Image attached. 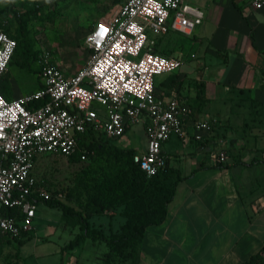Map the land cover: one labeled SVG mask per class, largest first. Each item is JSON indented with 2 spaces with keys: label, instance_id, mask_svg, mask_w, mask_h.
I'll use <instances>...</instances> for the list:
<instances>
[{
  "label": "built area",
  "instance_id": "2783aa9c",
  "mask_svg": "<svg viewBox=\"0 0 264 264\" xmlns=\"http://www.w3.org/2000/svg\"><path fill=\"white\" fill-rule=\"evenodd\" d=\"M248 4L260 10L263 0ZM203 19V11L185 0H121L116 14L97 22L87 35L84 67L65 75L42 53L37 60L39 89L11 100L0 93L1 235L15 240L30 233L38 203L51 200L33 174L36 161L45 156L69 160L88 132L113 141L143 124L145 150L134 161L147 177L165 168L162 147L173 136L184 137L193 111L176 97L165 101L156 93V78L180 70L183 59L154 53V40L171 32L191 35ZM16 46L0 30V79ZM194 129V140L201 141L211 123L198 121ZM90 155L93 151L84 150L80 162ZM217 158L223 163L225 152L219 151Z\"/></svg>",
  "mask_w": 264,
  "mask_h": 264
},
{
  "label": "crops",
  "instance_id": "0c3cea01",
  "mask_svg": "<svg viewBox=\"0 0 264 264\" xmlns=\"http://www.w3.org/2000/svg\"><path fill=\"white\" fill-rule=\"evenodd\" d=\"M185 1L203 11L204 22L212 0ZM228 1L240 10L249 6L248 0ZM252 11L247 12L251 26L219 25L212 45L215 69L199 62L187 72L182 66L172 80L156 78L158 95L191 104L193 114L185 123L184 137L173 136L162 147L168 165L183 179L165 220L146 228L137 264H245L263 248L264 0L260 10ZM193 42L199 52L192 60L203 47L205 54L212 51L204 46V37ZM166 45L169 56L180 57L182 44L167 39ZM10 85L11 99L21 95L13 79ZM201 120L209 121L211 129L195 141L194 124ZM142 133L138 154L145 150L143 124ZM219 151L225 152L223 163Z\"/></svg>",
  "mask_w": 264,
  "mask_h": 264
},
{
  "label": "rangeland",
  "instance_id": "374dc122",
  "mask_svg": "<svg viewBox=\"0 0 264 264\" xmlns=\"http://www.w3.org/2000/svg\"><path fill=\"white\" fill-rule=\"evenodd\" d=\"M202 1L205 0H196L197 3ZM8 4L20 15L27 12L25 4H28V8L36 9L35 14L29 15L26 19L27 37L32 43L33 51L40 54L48 53L53 63L65 75H69L87 64L89 59L85 45L87 35L97 22H107L116 14L121 0H0V28H9L13 32L16 17L13 13L5 12ZM247 7L240 10L228 0L218 2L212 0L201 28L196 27L188 36L171 32L166 39L176 40L183 47L179 56L183 63H186L182 65L181 70L187 72L190 65L195 66L199 62L215 69L217 57L212 45L216 32L221 30L218 28L219 25L223 21L230 27L251 26L252 23L247 16H252L247 15V12L253 11ZM199 37H204V46L212 51L205 54L203 47L197 55L199 57L192 60L190 58L196 57V52H199L198 46L192 45L193 40ZM36 68L37 63L33 61H30L29 70L17 64L10 65L8 71L17 92L30 93L39 86ZM188 77L194 78V73H189ZM94 108L102 110L96 104ZM143 142L142 124L133 126L112 141L113 145L121 149L134 148L137 151L142 149ZM170 161L172 165L175 164L173 158ZM112 169L113 162L105 156L97 155L95 159L85 162L45 156L35 164L33 174L50 192L51 200L64 203L83 213L87 195L106 174L111 173ZM121 212L122 209L119 208L107 210L102 215L88 218V223L91 228L102 230L107 235L109 228H117L124 222ZM61 216L60 209L39 202L32 226L34 229L30 232L29 238L22 244L10 242L5 245L0 250V264H73L75 260L80 264H101L102 259L98 257L104 248L92 245L90 240H87L82 248L73 250L71 254L63 252V247L78 231L77 228L66 225Z\"/></svg>",
  "mask_w": 264,
  "mask_h": 264
},
{
  "label": "trees",
  "instance_id": "16d2710c",
  "mask_svg": "<svg viewBox=\"0 0 264 264\" xmlns=\"http://www.w3.org/2000/svg\"><path fill=\"white\" fill-rule=\"evenodd\" d=\"M27 12L18 14L8 4L5 12L13 13L16 17V27L12 32L9 28H0L10 38L16 41V50L9 64H17L19 67L30 68V61L37 63L40 53L33 51V46L27 37L26 19L29 15L35 14V8H28ZM169 34L155 38L153 52L169 56L167 51V39ZM151 37V36H150ZM28 60H30L28 62ZM9 69V68H8ZM39 72L37 65L36 73ZM175 73L165 75L167 79H174ZM10 73L7 72L0 79V93L6 100H11ZM38 86L35 90L39 89ZM155 91L157 84L155 80ZM158 94V93H157ZM42 102L36 103L41 105ZM189 105V104H188ZM192 109L193 106L190 104ZM79 151L69 160L80 162V156L84 150L93 151L88 160L96 156H105L113 162L111 173L106 174L99 183L95 185L92 192L87 195L86 205L83 213L75 211L59 201L49 200L45 204L52 208L60 209L61 220L66 225L77 228V233L64 247L63 252L71 254L76 248H82L87 240L92 245L103 247L98 258L102 259L101 264H137L139 261L138 249L141 244L147 227L160 225L166 218L167 206L172 201L178 183L183 179L180 172L168 165L166 160L165 168L156 175L147 177L134 161L138 154L134 148L121 149L113 145L111 140L96 136L92 132L83 135L78 142ZM87 160V161H88ZM122 209L124 222L117 228H109L106 235L102 230L91 228L88 218L102 215L105 211ZM14 213V210L11 211ZM30 233L20 239L12 240L0 234V250L10 242L22 244ZM73 264H80L75 260ZM245 264H264V245L261 252L250 258Z\"/></svg>",
  "mask_w": 264,
  "mask_h": 264
}]
</instances>
